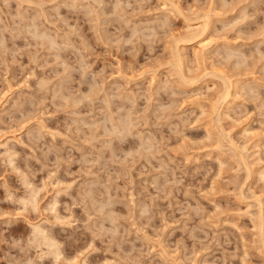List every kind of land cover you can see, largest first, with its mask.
I'll return each instance as SVG.
<instances>
[{
    "label": "rangeland",
    "instance_id": "obj_1",
    "mask_svg": "<svg viewBox=\"0 0 264 264\" xmlns=\"http://www.w3.org/2000/svg\"><path fill=\"white\" fill-rule=\"evenodd\" d=\"M0 45V264H264V0H0Z\"/></svg>",
    "mask_w": 264,
    "mask_h": 264
},
{
    "label": "bare ground",
    "instance_id": "obj_2",
    "mask_svg": "<svg viewBox=\"0 0 264 264\" xmlns=\"http://www.w3.org/2000/svg\"><path fill=\"white\" fill-rule=\"evenodd\" d=\"M34 23V22H33ZM206 27H208V24H207V26ZM206 27H205V29H206ZM36 30V29H35ZM37 32V31H36ZM196 36H198V35H196ZM187 41V38L185 39V38H181V39H176L174 42H175V44H177V42L178 41ZM199 43H200V51L199 52H197V51H195L194 52V55H195V57H196V59H198V57H201L202 58V56H201V54L203 53V51L204 50H208L209 48H210V46H211V43H210V41L208 42V41H205V39L203 38V39H200L199 40ZM1 46V45H0ZM182 49V48H181ZM181 51L179 50V47H178V45H176V47L174 46V54H175V60H177V61H175L178 65H176V67L178 66H180V68H181V66L183 65V63H181L182 61L181 60H183V58H185V56H187V55H183V54H181L180 53ZM184 52V51H183ZM203 57H204V55H203ZM196 59L194 58V60L196 61ZM185 62V61H184ZM198 62V61H197ZM182 64V65H181ZM175 65V64H174ZM177 67V68H178ZM180 70H182V69H177V71H178V74L180 73V74H182L183 75V72L181 73L180 72ZM181 75V76H182ZM186 76V75H185ZM223 77H225L224 76V74H223ZM222 77V78H223ZM184 78V77H183ZM182 79V78H181ZM227 79H228V76H227ZM184 82V81H183ZM225 82V81H224ZM227 83V82H226ZM231 82L230 81H228V86L225 88V90L224 91H220V92H222L221 94H220V92H219V95H221L219 98H222L221 99V103H222V100H223V102L224 101H226L227 100V98L230 96V86H231ZM233 85V84H232ZM233 87V86H232ZM223 88V89H224ZM231 90H232V88H231ZM14 101L15 100H13V104H14ZM15 105V104H14ZM4 108H5V106H4ZM124 125V124H123ZM8 141V140H7ZM3 143V142H2ZM2 143H0L1 145H3ZM6 143H4V145H5ZM0 145V146H1ZM5 150H7V149H5ZM9 153V152H8ZM11 153V152H10ZM9 153V154H10ZM12 154V153H11ZM10 158V157H9ZM245 159V158H244ZM245 161V160H244ZM248 166V165H247ZM248 168V167H247ZM33 195V194H32ZM34 196V195H33ZM32 198V197H31ZM35 198V197H34ZM28 202V201H27ZM33 202V201H32ZM30 204V203H29ZM32 205H34V203L32 204ZM31 206V205H30ZM35 207V206H34ZM41 224V223H40ZM33 225V224H32ZM39 225V224H38ZM37 224L35 225V227H33V229H35V231H33L32 230V232H34V234H33V236L35 235V234H39V235H41L40 237L39 236H35L34 238H33V241L36 239V237H38V239L39 238H41V240H42V238H43V240H45V241H42V242H44L45 244H46V246H50L51 247V245H53L55 242H53V239L52 240H50L51 238L50 237H52V236H49L48 234L46 235V233H45V229H44V227H43V229H42V225L41 226H38ZM46 232H47V230H46ZM48 233V232H47ZM47 236H49V237H47ZM40 240V239H39ZM41 240H40V242H41ZM38 241V240H37ZM49 241H52V242H49ZM41 242V243H42ZM43 244V243H42ZM44 244V245H45ZM38 245V244H37ZM39 245H40V243H39ZM53 248H54V251L56 250V246L54 247L53 246ZM48 250H49V248H48ZM51 252V251H50ZM52 252H53V250H52ZM56 254L58 255V253H57V251H56ZM54 255V254H53Z\"/></svg>",
    "mask_w": 264,
    "mask_h": 264
}]
</instances>
